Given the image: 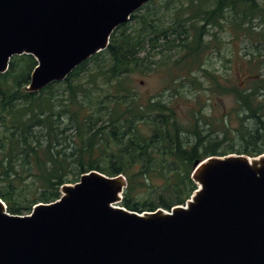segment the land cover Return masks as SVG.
I'll use <instances>...</instances> for the list:
<instances>
[{"label": "trees", "instance_id": "16d2710c", "mask_svg": "<svg viewBox=\"0 0 264 264\" xmlns=\"http://www.w3.org/2000/svg\"><path fill=\"white\" fill-rule=\"evenodd\" d=\"M141 10L63 82L29 92L37 66L32 55L14 56L0 74V198L9 213L28 215L39 203L57 201L64 185L92 170L126 177V209L170 211L198 189L192 180L198 161L264 154V78L232 86L203 68L224 34L264 45V29L254 26L264 25V0H152ZM174 67L202 73L193 81L201 89L200 79L210 83L217 91L206 92L210 100L231 95L243 116L232 126L231 111L214 118L198 103L184 120L164 95L141 94L130 84L136 73L148 77ZM213 128L243 136V150L222 148ZM150 191L158 196H144Z\"/></svg>", "mask_w": 264, "mask_h": 264}, {"label": "water", "instance_id": "95a60500", "mask_svg": "<svg viewBox=\"0 0 264 264\" xmlns=\"http://www.w3.org/2000/svg\"><path fill=\"white\" fill-rule=\"evenodd\" d=\"M151 1L0 0V74L32 55L29 92L63 82ZM192 180V198L168 213L118 206L126 178L97 170L32 216L0 198V264H264V154L206 158Z\"/></svg>", "mask_w": 264, "mask_h": 264}, {"label": "rangeland", "instance_id": "374dc122", "mask_svg": "<svg viewBox=\"0 0 264 264\" xmlns=\"http://www.w3.org/2000/svg\"><path fill=\"white\" fill-rule=\"evenodd\" d=\"M139 12L142 13L144 10H140L137 13ZM258 24L259 22L257 21L254 25L258 30L257 32L264 29V25L259 27ZM255 38H261V36L256 35ZM256 41V39H236L232 38L229 34H224L219 49L208 51V56L204 62L203 68L208 70L210 74L217 76L218 80L219 77L230 78L231 82L229 84L232 86L239 85L242 87L246 85L251 76V79L264 78V45L259 43L255 44ZM250 58H255L256 61L248 63ZM151 59L157 61L159 56L152 57ZM175 68L176 67H174V69ZM201 74L202 73L197 72L189 73V75H191L190 77L186 69L182 70L180 68H176L175 71L172 72L160 70L152 73L148 77L136 73L133 75V78H131L130 84L133 86L135 92L141 94L149 96L164 95L168 102L173 103L172 105L175 106V109L184 120H186L187 108L200 103L198 107H201L209 116L214 114V118L221 117L222 114L220 111L222 110L224 114L231 111L232 126H234L236 124V117L238 115L241 117L243 116V114L238 111L239 109L234 97L231 95L222 98L216 96L210 100V95L206 92H211V90L212 92H217L211 89L210 83L204 81V79H200L204 82L203 89H201L202 87L193 81L195 77ZM207 87H209L210 91L204 90ZM262 92H264V90ZM212 134L211 137L216 138L218 141L220 140L221 146L224 149L233 146L236 150H243L246 145L243 136L232 130H228V133L224 134L221 130L213 128ZM156 184H159V182ZM148 193H150L149 196H152L153 199L158 196V192L155 194L153 191L145 192L144 196H148ZM118 205L123 207L121 203ZM159 209L168 211L164 208Z\"/></svg>", "mask_w": 264, "mask_h": 264}]
</instances>
